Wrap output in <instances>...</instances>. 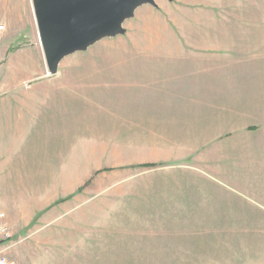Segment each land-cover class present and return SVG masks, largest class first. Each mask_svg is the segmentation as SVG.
Instances as JSON below:
<instances>
[{
    "label": "crops",
    "instance_id": "1",
    "mask_svg": "<svg viewBox=\"0 0 264 264\" xmlns=\"http://www.w3.org/2000/svg\"><path fill=\"white\" fill-rule=\"evenodd\" d=\"M31 1L0 20L5 225L21 227L23 213L53 210L60 196L79 200L99 166L113 164L120 182L131 172V210L163 212L166 227H250L239 202L264 196V14L216 26L214 0H185L178 21L152 11L154 27L140 9L125 35L143 42L114 59L64 58L48 75ZM19 29L27 36L13 47ZM76 142L79 167L59 174L55 163L74 162Z\"/></svg>",
    "mask_w": 264,
    "mask_h": 264
},
{
    "label": "rangeland",
    "instance_id": "2",
    "mask_svg": "<svg viewBox=\"0 0 264 264\" xmlns=\"http://www.w3.org/2000/svg\"><path fill=\"white\" fill-rule=\"evenodd\" d=\"M23 1L0 0V20L8 23L6 10L22 14ZM177 1L185 2L154 0V5H142L135 11L161 13L164 7L167 14L178 21L186 12H177ZM241 1L253 0H214V13L224 21L216 26H226V18L243 15L254 18L258 12L264 14V0H254L261 3ZM200 11V18L210 20L212 13L201 8ZM130 19L122 24L123 34L103 38L88 51L76 52L65 59H114L119 47L143 42L139 36L125 35ZM150 21L152 26H158L153 15ZM26 33L16 31L13 47L25 42ZM8 76L7 67L3 65L0 81ZM71 150L76 153L74 162L60 156L55 163L59 174L68 164L75 172L79 167L78 142ZM104 166L106 168L99 166L77 191L83 195L79 200L70 203L71 197L60 196L53 210L23 213L21 227L9 229L6 226L9 238L0 241V257L12 264H264V196H251L248 202L240 200L239 205L250 210L247 216L251 222L247 228L166 227L168 218H164L163 212L131 210V172H126L120 182L115 178L118 168H111L113 164ZM252 189L259 188L252 184ZM15 220L19 221L18 217ZM2 223L5 224V220Z\"/></svg>",
    "mask_w": 264,
    "mask_h": 264
},
{
    "label": "water",
    "instance_id": "3",
    "mask_svg": "<svg viewBox=\"0 0 264 264\" xmlns=\"http://www.w3.org/2000/svg\"><path fill=\"white\" fill-rule=\"evenodd\" d=\"M38 40L48 75L60 62L106 37L123 34L122 24L154 0H32Z\"/></svg>",
    "mask_w": 264,
    "mask_h": 264
},
{
    "label": "built area",
    "instance_id": "4",
    "mask_svg": "<svg viewBox=\"0 0 264 264\" xmlns=\"http://www.w3.org/2000/svg\"><path fill=\"white\" fill-rule=\"evenodd\" d=\"M4 216L0 215V241L8 239V229L6 228V225L2 223ZM0 264H9L8 260L5 257H0Z\"/></svg>",
    "mask_w": 264,
    "mask_h": 264
},
{
    "label": "trees",
    "instance_id": "5",
    "mask_svg": "<svg viewBox=\"0 0 264 264\" xmlns=\"http://www.w3.org/2000/svg\"><path fill=\"white\" fill-rule=\"evenodd\" d=\"M144 167H147V165H146V166H144Z\"/></svg>",
    "mask_w": 264,
    "mask_h": 264
}]
</instances>
